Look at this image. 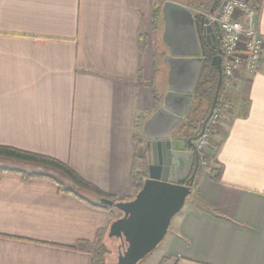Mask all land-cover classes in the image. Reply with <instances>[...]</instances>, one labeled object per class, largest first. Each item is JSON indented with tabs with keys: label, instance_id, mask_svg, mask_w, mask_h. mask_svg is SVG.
Here are the masks:
<instances>
[{
	"label": "crops",
	"instance_id": "obj_1",
	"mask_svg": "<svg viewBox=\"0 0 264 264\" xmlns=\"http://www.w3.org/2000/svg\"><path fill=\"white\" fill-rule=\"evenodd\" d=\"M154 2L0 0V145L57 159L119 201L134 195L133 161L150 164L152 154L140 128L156 110L157 63L161 104L169 89V52L163 42L157 51L149 26ZM255 11L264 40V0ZM261 59L258 73L241 68L226 91L213 171L141 264H264V47ZM112 210L48 177L3 173L0 264H93L73 247L109 230Z\"/></svg>",
	"mask_w": 264,
	"mask_h": 264
},
{
	"label": "water",
	"instance_id": "obj_2",
	"mask_svg": "<svg viewBox=\"0 0 264 264\" xmlns=\"http://www.w3.org/2000/svg\"><path fill=\"white\" fill-rule=\"evenodd\" d=\"M161 13V38L169 52L165 58L169 65V89L162 98L161 106L142 128L144 137L152 142L153 147L148 178L131 200L117 203L105 199L96 201L122 214L110 224L108 230V237L121 240L124 246L117 264H140L157 249L166 237L171 221L182 211L192 194L196 175L193 168L194 165L198 167L195 151L177 148V142L181 140L179 138L176 141L170 140L189 112L203 67L197 21L192 9L171 0L164 3ZM207 32L208 42L215 44L218 51L211 61L219 73V83L210 115L204 121L199 137L203 136L211 120L223 83V57L219 40L211 27L207 28ZM195 140H188L190 147Z\"/></svg>",
	"mask_w": 264,
	"mask_h": 264
},
{
	"label": "trees",
	"instance_id": "obj_3",
	"mask_svg": "<svg viewBox=\"0 0 264 264\" xmlns=\"http://www.w3.org/2000/svg\"><path fill=\"white\" fill-rule=\"evenodd\" d=\"M248 1L253 10H256L261 0ZM165 2L166 0H155L149 25L151 27L152 35H159L158 38L161 42L163 33V21L161 12ZM186 6L192 9V12L194 11L191 5ZM220 6L221 4L219 5V8ZM219 8L217 7L213 11L219 10ZM204 9L205 11H209L211 9L210 5H206ZM193 14L195 16V12H193ZM195 18L199 22L197 16H195ZM202 23L203 21L201 20L199 24L203 25ZM200 49H202L201 55L203 57V67L202 71L200 72L201 74L198 80V84L196 85L197 87L195 89L194 96L192 97L193 101L190 109L188 110L189 112L185 117V120L181 122V125L175 131V135L185 142V148L196 152L197 160L201 159L202 155L196 150L195 143L200 138L199 134L203 130L204 121H206L210 115V109L212 108L215 99L214 96H216V93L218 91L217 84L219 83V73H217L218 71L212 66L211 61L218 54L217 48H215L213 45H209L204 39L201 40ZM156 56H158L157 52ZM223 83L221 84L219 94L217 96L218 101L215 108H213L214 112L219 115V121L223 117L225 110L223 109V106L225 104L224 100L226 96H228V92H226ZM150 87L154 90L153 100H155V108L158 109L161 106L160 97L157 93V90L154 88V84H150ZM208 123L205 129L210 130L208 127ZM212 131L213 129H211L210 133H213ZM140 133H142V127L140 128ZM189 139H196L192 147H190L188 144ZM147 160L148 159L145 157L133 161L134 164L131 175L134 184L133 187H135V193L126 201L131 200L135 197V195L142 189V185H144L145 180L148 178L147 173L149 163L147 162ZM0 162H2V164H0V175L6 172H15L20 173L26 180L37 177H48L57 182L60 192L73 194L80 200H83L95 207L110 209L104 205L97 203V199H105L114 203L120 202L114 197L105 195L98 188L83 180L67 164L52 157L0 145ZM9 163L14 167L7 165ZM22 167H32L36 170H25ZM88 195H93L95 199L89 200L87 197H85ZM119 214L122 215L120 212ZM120 215L118 217L114 216V220L121 217ZM105 232L106 229L100 230L97 234L96 240L92 244L78 243L73 248L79 251L90 253L93 258V264H103L104 255L106 253L105 245L103 243ZM165 262H167V257L163 259L161 264H165Z\"/></svg>",
	"mask_w": 264,
	"mask_h": 264
},
{
	"label": "built area",
	"instance_id": "obj_4",
	"mask_svg": "<svg viewBox=\"0 0 264 264\" xmlns=\"http://www.w3.org/2000/svg\"><path fill=\"white\" fill-rule=\"evenodd\" d=\"M199 15L203 21V29L208 27L215 31L222 50V72L226 91H233L236 75L241 68L249 75L258 73L262 64L264 40L258 31V15L248 0H227L219 10L203 12ZM205 21L207 24H205ZM213 32V33H215ZM228 108V104H224ZM219 115L213 113L208 127L195 143L196 150L201 153L209 145L211 129L218 125Z\"/></svg>",
	"mask_w": 264,
	"mask_h": 264
},
{
	"label": "rangeland",
	"instance_id": "obj_5",
	"mask_svg": "<svg viewBox=\"0 0 264 264\" xmlns=\"http://www.w3.org/2000/svg\"><path fill=\"white\" fill-rule=\"evenodd\" d=\"M171 1H175V2L180 3L182 5L185 4V6L186 5H191L192 8L194 9L193 12H195V16H197V18H198V20L200 22L201 21V17L199 16V15H201L200 13L212 12L217 7L219 8L220 4L222 5L227 0H171ZM206 5H210L211 9L209 11H205L204 8L206 7ZM213 32H215V31H213ZM214 34H216V32ZM158 37H159V35H154L152 38H153L154 44L158 47L157 51L163 52L164 51V46H163L162 42L159 40ZM212 45L214 46L215 44L212 43ZM163 61H165V58L163 59ZM157 67H158V72H157L156 75H159V78L157 79L154 88L157 90V93H158V95L160 97V95L163 92L162 91V89L164 88L163 86L167 85V83L164 81V77H163V74L166 71H163V68H162L163 66H160L158 63H157ZM212 132L213 133L209 134V135H211L210 143H209V145L205 146L204 150L201 152L202 158L197 161L198 167H194V170H193L195 172V174H196L195 175V181H194L196 183H197L198 179L203 174H205L206 172H210L211 170L213 171V168H214V164L213 163H209V161H210L209 158H211V154H210L211 152L209 153V151H212V149H211L212 148V141H213L212 137L214 136L215 129H213ZM0 164H2V162H0ZM7 165L14 167L10 163L7 164ZM28 169L31 170L30 168H28ZM196 188H197L196 184L193 183L192 191L195 190ZM193 196H195V192H192V194L189 196L184 208L181 209L182 211H185V209H188V208L191 207V205L193 203V200H194ZM112 211H113V214H112V222H113L114 219H115L114 216L118 217L120 214H119V211H117L115 209L112 210ZM178 215H176L174 217V219H177ZM171 225H172V223H171ZM170 228H171V226H170ZM169 231H170V229H169ZM103 240H104L103 243H104L105 249H106V253L104 255V263L103 264H117L120 253L124 251V246H123L122 241L121 240H117V239H110L108 237V229H106V232H105ZM162 243H163V241H162ZM162 243L159 246H157V249H158V247L163 246Z\"/></svg>",
	"mask_w": 264,
	"mask_h": 264
},
{
	"label": "flooded vegetation",
	"instance_id": "obj_6",
	"mask_svg": "<svg viewBox=\"0 0 264 264\" xmlns=\"http://www.w3.org/2000/svg\"><path fill=\"white\" fill-rule=\"evenodd\" d=\"M196 24H197V27H198V30H199V35H198V36H200V41L205 39V41H206L209 45H212V43H209V42H208V36H207V35H209L208 32L205 31V30L203 29V26H202L201 24H199L198 21H197ZM194 167H196V166L194 165ZM193 170H194V168H193ZM189 178H190V176L187 178L188 181H189ZM194 183H195V182H194ZM192 185H193V184H192Z\"/></svg>",
	"mask_w": 264,
	"mask_h": 264
}]
</instances>
